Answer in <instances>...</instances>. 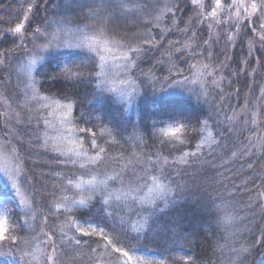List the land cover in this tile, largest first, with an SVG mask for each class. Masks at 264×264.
Listing matches in <instances>:
<instances>
[{
  "label": "snow or ice",
  "instance_id": "snow-or-ice-1",
  "mask_svg": "<svg viewBox=\"0 0 264 264\" xmlns=\"http://www.w3.org/2000/svg\"><path fill=\"white\" fill-rule=\"evenodd\" d=\"M191 5L195 8L203 9L197 13V17L190 19L189 23H194L196 19L203 17L204 20L217 17L218 12L223 9L228 10L230 19L228 21H219L220 23H228L229 28L227 32V44L233 46V34L232 30L237 27H247L253 34L257 31L260 32L259 39L264 41V22H260L257 28V22L253 17L260 12V15L264 17V0H211L210 4H206L205 0H190ZM51 0H31L28 4L24 20L28 21V27H25L24 23H17L14 28H7L4 32L0 33V41L5 40L8 36L13 37L11 40L12 48L6 49L4 52H0V87H3L5 91L11 90L13 96H6L5 104L7 107H11L10 101L14 98L19 101L21 99L20 94L23 93L27 96L29 90H31V100L39 102L44 101L42 107H48L47 101L51 100L58 107H62L66 110L64 120L66 123L74 125L78 128L79 133L83 134L82 137H77L80 146L83 149L81 151H75L74 155L87 156L86 161L74 160L69 156L67 152L58 149L55 145L51 148L45 147L44 155L48 160L54 161L57 165L63 163L66 167L68 164L75 166L79 163L81 169L85 171L80 173L81 175L90 174L87 171V166H95L97 169L100 165L108 163L119 164L121 160L125 158L124 152L119 155H112L113 145L120 143L122 147L127 148L129 140L135 138L139 141L138 144H133L136 152H129V156L132 158V163L125 164L119 171H114L110 175H106L104 179L97 181L94 176L92 180L81 181V184L87 183L90 186V190L93 196L96 197V201L99 202L103 209V214L108 219L113 221L114 225L119 227V231L114 227H106L95 223L90 219H82L79 215L76 216V210L78 209H90L94 203L92 202L93 196H80L76 198V194L73 195L70 204H64L63 209L67 215L64 216L62 225L69 229H75V235L69 236L67 232H64L60 236L59 240L56 239V229L51 228L49 232H41L37 235L25 236L23 239L17 236L15 232L9 235L12 229L6 227V221L0 218V259L7 261L11 256L15 259V264H33L34 260H37L35 252L32 250V246L35 241H40L46 247L51 248V254H43V264H64L63 257H73L74 253L79 249V246L86 245L91 252H97L101 247L105 249L111 247L113 254L118 253V264H144V261L130 248L126 250V244L123 242L124 238L139 237V229L133 222V217H143L144 225H148L151 213L154 209H167L175 206L180 197L176 195L178 188H184L188 186V181L184 178L191 176L197 181L198 187L203 193H207L211 197V203L219 213L223 211L221 205L217 203V200H221L222 197L212 196V192L218 191L215 184H220L224 187L222 180H217L216 177L223 175L218 171H215L218 166L208 157H201L199 151H193L189 147L188 150L184 149V145L187 142L189 145L191 141L197 139L196 136H187L185 139H179V134L183 131L187 133L188 128L197 129L203 131L208 127V121L212 119L211 116L206 117L203 120H199L197 123L184 119H164L161 118L151 126V134L139 129L138 126L134 127L133 133L125 137L118 133L114 128L110 127L104 122L102 116H91L87 113L86 105L92 102L98 96H104L106 93H115L116 89L105 86L101 77L104 75L103 67L106 63V56L103 54L105 51L110 50L111 45H116L120 51L119 59L127 62V66L138 68L140 64L148 63L154 57L151 55L152 40L154 37L145 36L143 39H138L139 33L138 27L143 25H154L161 20V16L157 15L155 21L147 19L151 16V12L145 13L144 17H140L139 13L142 7L159 9L161 12H171L173 22L175 23L176 14L181 12L189 4V0H172L171 3H165L161 5L156 3L154 5H148L144 3L142 6L136 2V0H82L77 3L76 0H71L70 3L56 4L54 7L59 10L61 8H67L73 11L75 21L68 20L71 24L75 22L78 27L75 32H72L74 39L72 41L62 40L60 37V30L52 29L49 24L48 16L44 19H39L38 13L42 8L46 13L49 12L48 5ZM36 10L37 15L29 17L27 13H32ZM76 9H79V14H76ZM235 11V23L231 22L232 10ZM242 10V11H241ZM244 14L248 19L246 25L241 24L240 16ZM2 19V18H0ZM35 21L36 27L31 28L32 22ZM87 21H91L88 23ZM143 21V23H142ZM83 22V23H82ZM120 24H124L125 31L123 33L115 32L113 36L106 35L109 27L115 26L117 29ZM129 24L136 25L137 27H128ZM44 25V27H42ZM203 26V20H201V28ZM212 25L209 24L211 29ZM31 28V35L28 34V29ZM148 31L147 28L144 29ZM71 30L64 32L67 36ZM190 29L185 27L183 29L184 35H188ZM199 31V29L197 30ZM197 32L192 33L194 39ZM237 35H239L237 33ZM222 38V37H221ZM19 40V43H17ZM134 41H137L134 43ZM210 40H204L203 46H193L190 43H185L183 47H177L180 41H176L169 45L170 49L175 47L177 62L181 58L185 57V53L194 61L189 63L188 59H184V63L188 65L186 70H181L183 65L177 67V64H173L171 68L167 69V74L160 76L156 75L150 68L148 72L141 69V76L139 88L133 86L132 91L129 93L121 92L116 97V103L130 104L133 97L140 98L143 90V96H146L151 90L152 95L159 92L163 93L168 89H180L183 92H187L190 96L194 95L198 103L203 104L208 102L209 89L205 88L203 92H197L195 89L187 88L186 85L189 82L195 83L192 79L193 76L204 75L211 78V89H220L217 95H220L224 91L222 81L224 76L221 75L219 80L216 79V74L222 69H226L230 66L229 63L220 62L215 67L210 63H201V60L212 61L214 55L213 51L208 50V44ZM31 45V48H29ZM143 45H148L143 47ZM73 49L86 51L89 55L86 60L76 62L75 60L69 63H62V66L58 70H53L51 73H44L42 75L41 91L48 92L49 95H41L37 92L33 83L24 84L23 87L19 85H12L11 78L13 73L10 71L12 68V62L8 56L13 51H23L25 56H29L27 65H21L27 69V76L29 81L32 80L31 73L35 65L39 60L43 59V54L51 51H59L60 49ZM143 53V56L135 55ZM226 61H231V57L225 53ZM99 61V63L97 62ZM158 63H163L158 61ZM215 63V62H213ZM245 63H248L245 61ZM239 67V66H238ZM97 68L101 71L97 72ZM211 69V70H209ZM195 70V71H194ZM163 72L164 69L161 68ZM187 71L188 74H185ZM240 72H244L243 68H240ZM255 72V69H253ZM238 75V73H237ZM124 82L131 86V81L126 78ZM232 81H229V87ZM47 85V86H46ZM203 87V85H202ZM55 88V92L52 90ZM81 89H84L85 98L81 99ZM239 91V90H238ZM203 96V100L201 99ZM223 98V97H221ZM261 99H264V90L261 91ZM231 107V106H230ZM23 108V104H17L16 112V125H23L18 127L17 135L14 139H20L21 143L17 145L21 150L24 149L23 140L27 139L30 142V148L39 146L41 137L39 136L40 124L43 119L42 116L36 115L23 117L19 109ZM80 108L78 116H74V109ZM223 112V108L220 109ZM233 117L224 113V120H216V126L220 129V134L231 133L233 129L225 125V121H231ZM95 121V122H94ZM11 122V117H6L3 121L4 129L7 131ZM47 123V120H44ZM248 123L247 120L244 121ZM255 116L252 117V123L255 124ZM35 124V127H33ZM82 125V126H81ZM203 125V127H201ZM158 128H162V131H157ZM68 133L73 132V128L67 129ZM248 131H255V128H249ZM11 136V132H7ZM119 137V139H118ZM179 141V144L177 143ZM11 143L9 140L4 141L3 147ZM85 143L87 148H84ZM243 143V141H242ZM196 149L199 150L203 147V142L197 144ZM155 149V152L145 149ZM256 148V143L248 138L247 146L244 147V153H252ZM264 153V146L259 149ZM137 152L141 153L137 156ZM31 155V152L29 153ZM209 156L212 152H209ZM235 155V153H234ZM60 157H66L63 161ZM35 163V162H33ZM199 165V167H196ZM251 167V162H249ZM224 167V165H219ZM56 170L48 165L47 173H42L45 179L49 175H52ZM7 176L10 187L13 190L16 197L20 198V206L25 204V194L30 195L35 202V191L32 187L33 184L39 183V178L34 174H24L23 171H19L17 175L9 174L7 171L4 173ZM76 173L68 171L64 177H58L53 183L51 190V196L57 198V189L61 192L60 199L65 201L69 200L67 195L73 187V180ZM201 176L203 179H201ZM227 179V177H225ZM109 181L112 183L109 184ZM254 182V181H253ZM81 184H76L75 187L79 188ZM25 188V193L21 192V187ZM264 186V182H262ZM114 189V190H113ZM47 192V188L41 189ZM147 191L150 199V207L144 206V198L141 197V193ZM239 191V186H237ZM231 195V193H229ZM256 199L259 202V206L264 211V191L256 193ZM49 208V216L55 215L59 219L61 212V204L56 203L54 205H46ZM55 207L56 212L51 211L52 207ZM251 207V201L249 202ZM130 209V211H126ZM127 215V219H125ZM10 221L15 223L16 230L24 233V225L20 223L19 215H10L8 213ZM235 217L231 214H224L217 218V223L220 225H230L233 223ZM264 219V216H262ZM45 224H49V217H44ZM131 224V230L126 225ZM91 229L88 231L86 229ZM259 227V225H257ZM62 230V229H61ZM109 233L116 239L113 240L109 237ZM46 237V239H45ZM84 237L90 239L84 240ZM91 237H97L91 239ZM251 247L241 245L239 248H233L235 253L234 257L230 258L229 264H246L248 255L251 254L252 248H264V230H261L260 236H252ZM103 241V245H101ZM206 243H208L206 241ZM96 245V247H93ZM123 245V246H121ZM36 251H40L39 247H36ZM17 253H19L18 259H16ZM122 258V259H119ZM188 264V261H185ZM264 264V260L261 261Z\"/></svg>",
  "mask_w": 264,
  "mask_h": 264
},
{
  "label": "trees",
  "instance_id": "trees-1",
  "mask_svg": "<svg viewBox=\"0 0 264 264\" xmlns=\"http://www.w3.org/2000/svg\"><path fill=\"white\" fill-rule=\"evenodd\" d=\"M172 2V0H170ZM211 0H206V4H210ZM31 2V0H0V33L4 32L7 28L11 27L12 22L15 23L23 15V11L26 6ZM77 3L82 2V0H76ZM146 2L145 0L143 3ZM61 4H66L65 1H61ZM55 10V9H54ZM199 7L195 8L189 4L185 9L176 15H182V18L190 16L197 12ZM76 14H79V9H76ZM203 11V9H202ZM61 12V17L63 20L72 19L75 21L73 16V11L70 9L61 8L56 13ZM166 18L167 23H169L170 17ZM244 19L241 24L246 25L248 19L244 15ZM255 17H253L254 19ZM213 19H208L205 23L211 24ZM88 22V21H87ZM83 23V22H82ZM116 31L112 27L107 30L108 36H113ZM227 35L228 29H224ZM221 34L222 40L225 36ZM237 33L239 35H237ZM233 34V46H228L225 43L226 48L230 49V55L236 66V72L238 73V81L240 86H237V90H230L228 98L233 102L229 104L226 109L228 116L238 109L245 106L247 108L245 116L241 115L239 119H247L248 127H239L240 122L237 121H225V125L231 127L233 131L231 133L220 134V129L216 126L217 118L219 120H224L223 113H217L216 110L219 109L216 106L217 99H208L207 103L200 104L197 102L194 95L190 96L184 92H170L165 91L163 93L159 92L157 89V94L152 95L151 90L146 96H143V90L140 89L142 95L140 98L133 97L130 104H122L114 102L116 99V94L106 93L104 96H98L91 103L86 105V111L91 116H102L104 122L110 127L114 128L118 133L127 137L133 133L134 127L138 126L139 129L151 134V126L154 122L159 121L161 118L164 119H181L188 120L193 124L197 123L199 120H203L208 116L212 119L208 121V127L200 131L199 128L193 129L188 128L187 133L181 132L179 134V139H185L187 136H196L197 139L191 141L189 145L187 142L184 145V149L188 150L190 147L193 151H199L201 157H208L211 159L218 168L215 171L223 173V175L217 176V180H222L224 187L220 184H215L218 191L212 192V196L222 197L221 200H217V203L221 205L223 211L217 212L211 203V197L207 193H203L198 187V183L191 176H187L184 179L188 181V186L184 188H178L176 195L180 197L179 202L172 207L167 209H154L151 213V218L149 219L148 225H144L143 217H133V222L136 224L137 229H139V237L124 238L123 242L135 252V255L145 258L150 264H229L230 258L234 257L232 249L239 248L241 245H246L251 247L252 236L259 237L261 230H264V211H262L259 206V202L256 199V193L264 191V153L259 149L264 146V99L259 96V89L264 90V41L258 38V33L254 35L251 30L247 27H237ZM156 33L153 35L152 32H147L145 36L155 37ZM143 34H139L138 39H143L145 37ZM162 35L161 32L157 35L159 39ZM10 41H9V39ZM167 38V37H166ZM13 37L8 36L5 40L0 41V52L6 51L8 48H12L11 40ZM156 39V40H158ZM156 41L153 39L152 44ZM19 43V40H17ZM215 45H219V39L214 40ZM148 45H143L147 47ZM29 48L31 46L29 45ZM157 50V49H156ZM155 51L151 52L154 59H151L148 63L140 64L136 71L141 76V69L145 71L146 66L154 64V73L156 75L163 76L164 71L161 68L166 69L165 63H158L163 59V53ZM156 53V54H154ZM44 55V54H43ZM89 54L86 51L73 50V49H60L59 51L49 52L45 54L42 62L38 64L33 73V82L36 87L37 92L42 95H49L48 92L41 91L42 75L44 73H51L53 70H58L62 63H69L73 60L76 62H81L86 60ZM143 56V53H139ZM24 56L23 51H13L9 54L8 58L12 62V68L10 71L13 73L11 78L12 85L24 86V83H19L21 80L20 74L23 67H21V58ZM160 56V57H158ZM176 57V56H175ZM158 58V59H157ZM156 60L157 63L155 62ZM258 61V70L254 72L253 76L249 75V70H252L255 66L254 61ZM247 61L248 63H245ZM99 63V61L97 60ZM173 64H178L175 60L172 61ZM180 62V61H179ZM181 63V62H180ZM155 65H157L155 67ZM180 65V64H178ZM247 69H245V66ZM239 66V67H238ZM240 68L244 69L243 75L240 72ZM99 72V68H97ZM253 77V81L256 82L251 86L247 83ZM141 78H143L141 76ZM3 79V77H0ZM140 78L137 80L136 87L139 88ZM252 81V82H253ZM47 86V85H46ZM239 90V91H238ZM55 92V88L52 90ZM0 92L4 98L6 96H13L12 91L9 89L7 92L3 87H0ZM22 94H20L21 99L19 101L14 98L10 101V110L16 119L17 104H21L23 101ZM85 98L84 89H81V99ZM260 98L258 105L257 100ZM203 100V98L201 97ZM238 100V101H235ZM237 102V103H236ZM14 106V107H13ZM231 106V107H230ZM257 107V109H255ZM216 109V110H215ZM80 108L74 109V116L79 115ZM257 110L256 122L252 123V117ZM23 117L40 115L43 117L40 124L39 136L41 137L39 141V146L35 148H30V142L27 139L23 140L24 149L21 150L17 147L21 143L20 139H14L17 135L18 127H23V125H16V120L12 121L7 131H3L0 127V139L9 140L11 143L8 145L10 148L14 149L19 162L21 163V170L24 174L32 173L39 178L38 184H33L32 187L36 189L35 191V202L30 195L25 194V204L23 207L20 206V198L16 197L12 191L10 184L4 181L0 177V199L1 204L5 206L6 216L8 213L10 215L18 214L19 220L22 225H24L25 232L21 233L16 230L15 223L10 221L8 216V228L12 229V232L21 239L25 236H32L40 234L43 232H49L50 228L56 229V239L59 240L60 236L64 232H67L69 236L75 235V229H69L62 225L64 216L67 215L64 212L63 205L70 204V201L74 194L76 198L79 199L80 196L88 197L93 196L90 188H77L75 185L80 180H85L87 178L104 179L106 175L112 174L114 171H119L121 167L125 164L132 163V158L129 156V152H136L133 144H138L139 141L133 138L128 141L127 148L121 146L120 143L113 145L112 155H119L124 152L125 158L119 162V164L108 163L105 165H100L97 169L95 166H87V171L90 174L81 175L84 169H81L79 163L75 166L68 164L67 167L63 164H56L54 161L48 160L44 153V146L49 148V144L45 143L43 139V131H46L47 120L45 112H39L37 108L30 106H23L19 109ZM45 113V114H44ZM95 122V121H94ZM11 126V128H9ZM82 126V125H81ZM35 127V124H33ZM203 127V125H201ZM249 128H255V131H248ZM78 130V128H77ZM162 128H158L157 131H162ZM11 132V136L7 134ZM79 137L83 134L79 133ZM256 143V148L253 149L252 153H244L243 149L247 146L248 138ZM119 139V137H118ZM243 141V143H242ZM203 142V147L199 150L196 149V145ZM179 144V141H177ZM85 143L84 148H87ZM153 151L155 149H145V151ZM31 152V155L29 154ZM209 152L212 155L209 156ZM235 153V155H234ZM137 156L141 153L137 152ZM63 161L66 158L60 157ZM35 162V163H33ZM251 162V167L249 166ZM224 165V167H219V165ZM48 165H51L56 171L49 175L47 179L44 178L42 173H47ZM196 167H199L197 165ZM76 173L73 180V187L70 192L67 193L69 200L65 201L60 199L61 192L59 188L57 189V198L51 196V190L54 181L58 177H64L68 171ZM227 177V179H225ZM201 179L203 177L201 176ZM254 181V182H253ZM112 182L109 181V184ZM237 186H239V191H237ZM47 188V192L41 189ZM114 190V189H113ZM21 192L25 193V188L21 187ZM146 190L141 193V197L146 194ZM231 193V195L229 194ZM251 201V207L249 202ZM92 202L94 205L90 209H78L76 210V216L78 215L82 219H90L97 224L106 227H114L119 231V227L113 224L111 219H108L103 214V209L99 202L96 201V197L93 196ZM56 203L61 204V212L59 219L55 215L49 216V208L46 205H54ZM144 206L150 207V201L144 199ZM53 213L56 212L55 207L51 208ZM126 211H130L127 209ZM224 214H231L235 217L234 221L230 225H220L217 223V218L223 216ZM49 217V224H45L44 217ZM125 215V219H127ZM259 225V227H257ZM87 229V226H85ZM131 230V224L126 225ZM62 229V230H61ZM91 231V229H87ZM109 237L113 240L116 238L109 233ZM97 237H91V239H96ZM46 239V237H45ZM84 240L90 239L89 237H84ZM206 241L208 243H206ZM38 241H35L33 245ZM40 242V241H39ZM103 245V241L100 242ZM123 246V245H121ZM96 247V245H93ZM118 253L113 254L111 252V247L104 248L101 247L97 252H91L86 245L79 246V249L74 253L73 257H63L64 264H96L101 262V264H118ZM18 259V253L16 256ZM122 259V258H119ZM8 260H15L13 257L9 256ZM38 264H40V260ZM264 260V248H252L251 254L247 257L246 264H261ZM35 264V263H34Z\"/></svg>",
  "mask_w": 264,
  "mask_h": 264
},
{
  "label": "rangeland",
  "instance_id": "rangeland-1",
  "mask_svg": "<svg viewBox=\"0 0 264 264\" xmlns=\"http://www.w3.org/2000/svg\"><path fill=\"white\" fill-rule=\"evenodd\" d=\"M61 1H65L66 3H70L71 0H51V3L48 5V9L49 12L46 13L42 8L40 9L39 13H38V17L39 19H44L45 16H48L49 18V24L51 25L50 30L52 29H58L60 30V37L62 40H68V41H72L74 39V36L72 35V32H75L76 28L78 27V25L73 22L71 24L68 23L67 20H63L61 17H59L61 15V12H59L58 14L56 13V8L54 7L56 4H61ZM144 0H136V2L138 4H140L141 6L144 3H147L148 5H154L157 2L160 3L161 5L165 4V3H171L170 0H145L146 2L143 3ZM206 1V0H205ZM211 2V1H210ZM223 2V0H222ZM228 3H231V0H228ZM27 7H25L24 9V13L21 16L20 19H18V21H16L15 23L12 22L11 28H14L17 23H24L25 27H28V21L24 20V15L26 13ZM199 7V6H198ZM55 9V10H54ZM67 9V8H64ZM58 11V10H57ZM202 11L201 8H199V10L197 12H194V14L190 15V16H186L185 18H182V15H179L174 18L175 19V23L173 22V19L169 20V23H167V15L172 16L171 12H161L159 9H155V8H147V7H142V10L140 11L139 15L140 17H144L145 13L151 12V16L147 17V19L151 20V21H155V17L157 15H160L162 18L159 22H156L154 25H148L145 24L143 25V27H138L137 31L139 34H143L145 36V34L147 32H152V34L154 35L155 33L158 35L159 32L162 33L163 36H161L159 39L157 38V35H155L154 40L156 41L153 45L154 47L152 48V51H155L156 49V53H158L159 51L163 53V59L162 62L165 63L166 65V69H164V74H167V69L171 68L173 65V60H175V56L178 55V53L176 52V48L173 47L170 49L169 45L171 43H174L176 41H180V44L177 45V47H183V45L185 43H190L193 46H203V41L204 40H210V43L208 44V50L213 51L214 55L212 57V61H206V60H201V63H210L212 64L213 67H215L216 65H218L220 62H225V63H229L230 66L226 69H222L220 72H218L216 74V79L219 80L220 76L223 75L224 79L222 81V86L224 88V91L222 93H220V95H217V93L220 92L219 88H216L214 90L211 89V78L206 77L204 75H200V76H193L192 79L195 81V83L189 82L186 87L187 88H191V89H195L197 92H203V90L205 88L209 89V95H208V99H212L215 98L217 99V103L216 106L219 109L216 110L217 113H220V109L221 107L223 108V116L224 113L228 111V109H226V107L233 103L230 101V98H228L229 92L230 90H237V86H240L239 81H238V77H237V72H236V66L235 63L233 62V60L231 59V61H226L225 59V55H220V53H225L227 56H230L232 58V56L230 55V49L226 48L225 43L227 42V35L224 32V29L226 30V28H229V24L228 23H220L219 21H228L230 19L229 15H228V10L227 9H223L220 12H218L217 17L215 18H211L213 19L211 25V29L209 28V24L205 23L206 20L203 19V17H200L198 19L195 20L194 23H189L190 19L197 17V13ZM235 9L232 10V14H231V22L235 23L236 17H235ZM242 11V10H241ZM27 15L31 18L33 16H36V10L34 9L32 13H27ZM254 20H256L257 22V28L260 22H264V17H262L260 15V12L258 11L257 14L254 16ZM244 14H242L240 16V21H242L244 19ZM201 20H203V26L201 28ZM74 21V20H73ZM88 23H91V21H88ZM143 23V21H142ZM36 27V23L35 21L32 22L31 24V28H35ZM42 27H44V25H42ZM128 27H137L136 25L133 24H129ZM185 27H188L190 29L188 35H184L183 33V29ZM31 28L28 29V34L31 35ZM114 31H118L120 33H123L126 29L124 24H120L118 29L113 26L112 27ZM145 28L148 29L147 32H145ZM71 30L69 32V34L67 36L64 35L65 31ZM199 29V31H197ZM236 28H234L232 30V33H234ZM193 32H197L196 37L193 39L192 38V33ZM225 33L223 40L220 38L223 34ZM257 35L258 38L260 37V32L257 31ZM107 35V33H106ZM256 35V33L254 34ZM167 37V38H166ZM9 39V38H8ZM158 39V40H156ZM220 44L219 45H215L213 43L214 40H218ZM10 41V39H9ZM137 41H134V43ZM227 45V43H226ZM31 46V45H30ZM228 46V45H227ZM63 49V48H62ZM264 50V47H263ZM53 52V51H51ZM154 53V54H156ZM45 54L43 55V59L45 57ZM49 54V52L47 53ZM107 60L106 63H104V67H103V73L104 75L101 77V79L104 81L105 86L110 87V88H114L116 89L115 93L116 96L118 97L120 95V93L123 91L125 93H129L132 91V87L137 85V80L142 79L141 76L139 75V73L136 71V68L131 67V66H127L126 64L127 62L119 59L118 57L120 56V51L117 49L116 45H111L110 46V50L105 51L103 53ZM31 55V54H30ZM29 56H23L20 60L22 65H27L28 60L30 58ZM135 55H139V54H135ZM140 56V55H139ZM160 57V56H158ZM187 58L189 63H193L194 61L191 59V57L188 56L187 53H185V57L181 58L180 62H178V64L183 65V68L181 70H186L188 65L184 63V59ZM43 59L39 60V62L43 61ZM158 59V58H157ZM160 61V59H158ZM156 60L155 62L157 63ZM215 62V63H213ZM37 63V64H38ZM35 65V67L32 70L31 73V77L32 80L29 81V78L27 76V69L23 67V69L21 70V74L19 78H21V80L19 81V83H33L34 86V82H33V73L36 69V67L38 65ZM177 64V67L179 68L180 65ZM255 66L253 67V69H255V72L258 70V64L259 62L256 60L253 63ZM157 65H155L156 67ZM245 66V69H247V66ZM152 69L153 72H155L156 70L154 69V64H150V66H146L145 72H148L149 69ZM252 70H249V75L253 76L255 73ZM211 70V69H209ZM101 71V69L99 68V72ZM195 71V70H194ZM185 74H188L187 71H185ZM241 74L243 75V72H241ZM254 77V76H253ZM253 77L250 79V81L247 83L248 85L251 86V83H253V85L256 83L253 81ZM122 78H126L128 81H131V86L127 83L124 82V79ZM229 81H232L231 86L229 87ZM253 81V82H252ZM264 84V83H261ZM203 85V87H202ZM35 87V86H34ZM36 88V87H35ZM167 91L170 92H183L180 89H168ZM261 91L262 89H259V96L261 95ZM186 94H188L187 92H184ZM41 94V93H40ZM42 95V94H41ZM22 99L23 101L21 102V104H23V106H30L32 105L33 107L37 108L38 111L41 113L43 112V110L47 113L45 114V116L47 117V126H46V131H43V139L44 141H46L45 143L49 144V148H51L52 145H55L58 149L67 152L69 154V156H71L72 159L74 160H78V161H86L87 160V156H75L74 152L75 151H81L83 152V149L80 146L79 140L77 139V137H79L78 134V130L74 125L68 124L65 122L64 120V115L66 110L62 107H58L55 103H53L51 100L47 101V103L49 104L48 107H42L41 105L44 104V101L39 102V104L37 103V101L35 100H31V90L28 91L27 96H25L24 94H22ZM203 98V96H201ZM223 97V98H221ZM5 99L3 97V95L0 92V127L4 128V119L6 117H11V122L16 120L14 119V116L10 110L9 107L6 106L5 104ZM260 98L257 100V104L261 103ZM238 101V100H235ZM237 103V102H236ZM234 104V103H233ZM14 107V106H13ZM257 109V107L255 108ZM247 108L242 107L241 109H238L237 111H235L234 115L233 112L230 115L231 117H233V121H237L240 122L239 127L245 126L248 127L247 124H245V120L247 119H239L241 117V115H243V117L245 116V112H246ZM255 116V121H256V116H257V110L255 111L254 115ZM10 122V123H11ZM73 128V132L71 134L68 133L67 129L68 128ZM11 128V126L9 127ZM4 139H0V177L3 178L4 181H7V183L9 184V181L7 179V176L4 174L5 171H7L9 174L12 175H17L19 171H21V163L19 162L17 155L14 151V149L10 148L9 146H7V148L3 147L4 145ZM47 146H44V148ZM66 158V157H63ZM92 180V178H87L85 180H80L78 181L77 184H81V181H89ZM97 181H99L100 179H96ZM80 188H90V186L87 183H83L81 184ZM13 191V190H12ZM149 194L146 192V194L143 196V198L147 201H150V199L148 198ZM25 199V196H24ZM0 218L5 219L6 221V227L8 226V216H6V210H5V206L1 204V199H0ZM8 228V227H7ZM51 229V228H50ZM39 247L40 251H36V247ZM32 250L35 252V255L37 257V259L40 260V264H43L44 261V255L43 254H51V248L50 247H46L44 244L40 243L39 241L35 243V245L32 246ZM143 261L144 264H150L148 263V261L143 258L142 256L140 257ZM38 264V260H34L33 264ZM0 264H15V261L13 260H8L5 261L3 259H0ZM96 264H101V262H97ZM103 264V263H102ZM105 264V263H104Z\"/></svg>",
  "mask_w": 264,
  "mask_h": 264
},
{
  "label": "bare ground",
  "instance_id": "bare-ground-1",
  "mask_svg": "<svg viewBox=\"0 0 264 264\" xmlns=\"http://www.w3.org/2000/svg\"><path fill=\"white\" fill-rule=\"evenodd\" d=\"M41 62H42V61H41ZM39 63H40V62H39ZM39 63H38V64H39ZM38 64H37V65H38ZM18 256H19V253H18ZM13 261H15V260H13Z\"/></svg>",
  "mask_w": 264,
  "mask_h": 264
}]
</instances>
